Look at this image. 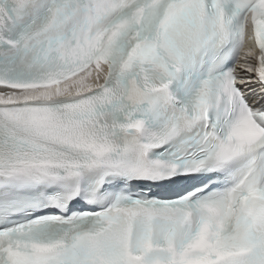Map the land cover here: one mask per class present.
<instances>
[{
    "label": "snow or ice",
    "instance_id": "obj_1",
    "mask_svg": "<svg viewBox=\"0 0 264 264\" xmlns=\"http://www.w3.org/2000/svg\"><path fill=\"white\" fill-rule=\"evenodd\" d=\"M0 264H264V0H0Z\"/></svg>",
    "mask_w": 264,
    "mask_h": 264
}]
</instances>
